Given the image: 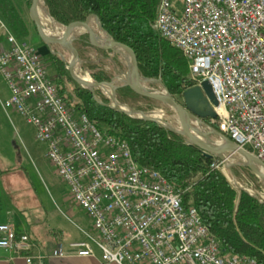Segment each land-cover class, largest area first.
<instances>
[{
    "label": "built area",
    "instance_id": "2783aa9c",
    "mask_svg": "<svg viewBox=\"0 0 264 264\" xmlns=\"http://www.w3.org/2000/svg\"><path fill=\"white\" fill-rule=\"evenodd\" d=\"M159 0L154 28L188 60L193 85L207 80L218 106V131L264 163V0ZM7 47L0 75L13 108L33 126L45 156L67 184L93 234L58 246L55 257L96 256L115 264H259L220 249L194 206L175 186L139 164L128 143L100 130L59 95L38 50L17 39L0 19ZM219 108V110H218ZM212 167L224 168L215 160ZM33 242L0 223V249L30 264ZM43 264L42 257L36 258Z\"/></svg>",
    "mask_w": 264,
    "mask_h": 264
},
{
    "label": "trees",
    "instance_id": "16d2710c",
    "mask_svg": "<svg viewBox=\"0 0 264 264\" xmlns=\"http://www.w3.org/2000/svg\"><path fill=\"white\" fill-rule=\"evenodd\" d=\"M26 2L30 6V0ZM43 2L59 25L97 16L102 28L114 40L132 48L140 75L161 77L173 96L179 98L184 90L192 86L188 60L153 27L159 0ZM0 12L17 39L22 40L28 35L27 25L11 0H0ZM83 37L87 38V35ZM73 45L81 60V71L89 72L97 82L110 81L114 77L112 70L86 55L87 50H94L100 55L111 51L94 49L81 41H74ZM48 56L55 69L54 80L58 93L74 111L86 115L100 130L125 140L139 164L159 171L172 183L181 194L183 206L196 208L202 222L219 241L221 251L248 255L259 264H264V201L243 189L235 188L221 169L212 167L211 163L220 161L219 158L204 155L198 146L187 143L183 135L157 122L133 118L111 108L110 99L101 89H95L93 94L80 87L71 79L67 63L58 54L50 52ZM118 65L125 69L123 64ZM66 81L72 84V88L68 89ZM149 85L155 86L153 83ZM116 97L122 104L143 111L153 110L161 103L138 95L122 85L116 89ZM206 123L218 130L211 119H206ZM238 169L258 181L247 167L238 166ZM238 169L232 167L235 175Z\"/></svg>",
    "mask_w": 264,
    "mask_h": 264
},
{
    "label": "water",
    "instance_id": "95a60500",
    "mask_svg": "<svg viewBox=\"0 0 264 264\" xmlns=\"http://www.w3.org/2000/svg\"><path fill=\"white\" fill-rule=\"evenodd\" d=\"M39 6H41V9ZM40 10L47 17L52 19L54 22L53 24H58L50 16L43 0H30L29 17L35 27L38 37L46 46H60L70 53V59L67 61L66 68L71 79L77 85L88 89L93 94L95 89L105 90L108 98L111 101V108L133 118L157 122L170 131L183 135L187 143L198 146L203 151L204 155L208 157H217L224 161L226 168L230 169V167L234 165L247 167L264 183V163L250 151L238 146L226 135L206 123V119L214 118L216 116V112L214 111L213 107L218 106V101L213 92L212 86L207 80H203L200 85L190 86L182 92L179 98H177V96H173L166 89L161 77L149 78L140 75L137 58L132 48L122 42L114 40L102 28L100 20L97 16L92 15L85 21H75L67 25L58 24L61 26L58 27L62 31L60 34L59 32H55L54 34H46V27L42 21ZM90 18L95 19L99 32H102L107 36V40L105 42H96L92 38L90 33V29L92 27L89 24ZM78 24L87 26V29L85 30L87 32V38L81 37L79 33L73 32L67 34L68 29L71 26ZM74 41H82L94 49L107 50L124 56L128 71L124 79H118L121 84H116L115 78H112L110 81L97 82L94 81L89 75V80H86L84 75L79 74L78 66H80L81 60L78 51L73 45ZM121 50L131 61V66L127 63L126 57L121 52ZM55 53L61 57L62 61H65L61 52L57 51ZM150 83L158 86V89L146 87L147 84ZM119 85L129 87L138 95L162 102L169 108V111H143L129 107L126 104H122L116 97V89ZM164 119H169V121L174 125L168 124V122H166ZM211 136H214L217 138V140H212ZM230 155L235 156V162L228 160ZM238 188L241 189V187Z\"/></svg>",
    "mask_w": 264,
    "mask_h": 264
},
{
    "label": "rangeland",
    "instance_id": "374dc122",
    "mask_svg": "<svg viewBox=\"0 0 264 264\" xmlns=\"http://www.w3.org/2000/svg\"><path fill=\"white\" fill-rule=\"evenodd\" d=\"M176 6L177 12H179L181 9V0L177 2ZM40 15L45 27L52 32H54L55 26L61 27L58 24L50 22L41 10ZM91 25L95 27V32L98 33L99 29L95 23L93 22ZM100 33L101 32H99V34ZM82 34H87V32L84 31ZM25 41L36 49H38L37 47L41 43L35 33L32 38H25ZM54 48L55 49L52 51L61 52L65 59L64 62L67 63L70 59V53L60 46H54ZM49 51L51 52V50ZM48 53H40V55L46 65L47 74L55 83V71L51 65ZM86 55L89 56L92 61L102 64L108 70H112L114 72L113 78H115L116 84H121L118 79H124L126 77L128 70L124 56L113 52L100 55L92 50H87ZM118 63L123 64L125 69H121ZM78 73L90 76L89 72L81 71L80 66H78ZM66 83L68 84V89L72 88L70 82L66 81ZM146 87L158 89L156 85L150 86L147 84ZM102 92L107 96L105 90H102ZM8 95L7 86L0 75V150L3 151L2 153H6L4 154L6 155L4 156L5 158H3L4 160L1 161L0 170L7 169L10 171L6 176L11 178L10 181L13 183L9 188V193H11L15 199V210L32 220H40V226H38V228L41 227L44 230L45 224L48 223L50 218H54L57 221L61 220L60 218H64L60 209L63 212L66 210L63 202L65 201L68 186L61 177H59L55 167L46 158V146L35 138L33 126L28 124L25 118L13 108L4 109L2 107L1 102L6 100ZM153 110L169 111V108L161 102L158 104V107ZM164 120H166L168 124L174 125L169 119ZM211 138L212 140H217L214 136H211ZM228 160L235 162L236 158L234 155H230ZM238 166L240 165L231 166L229 169L226 168L224 164V168H220L235 188L241 187V189L247 191L251 195L257 196L261 201H264V183L259 178L258 181H254L249 177L247 172L238 169ZM232 167H237V175L232 171ZM40 203L46 209V215ZM18 204L20 206H18ZM68 218L70 219V217H67V222H69Z\"/></svg>",
    "mask_w": 264,
    "mask_h": 264
},
{
    "label": "crops",
    "instance_id": "0c3cea01",
    "mask_svg": "<svg viewBox=\"0 0 264 264\" xmlns=\"http://www.w3.org/2000/svg\"><path fill=\"white\" fill-rule=\"evenodd\" d=\"M11 1L15 6L17 12L21 15V17L23 18V20L27 25L29 33L25 38L26 39L32 38L34 33L36 34V32L34 25L29 17V7L27 5L26 0H11ZM0 19L4 21L1 12H0ZM89 22L91 24L94 22L95 25L97 26L94 18H90ZM91 24L90 26L95 31V27H93V25ZM78 33L82 34L84 33V31L83 32L80 31ZM84 35L87 34H82L81 37H83ZM25 38H23L22 40L25 41ZM39 41L41 43L40 45H38L37 50L40 53L46 54L48 53L49 50L53 52L52 50L55 49L54 46L48 47L45 44H43L40 38ZM3 47H7V42L4 33L0 31V48ZM51 65L54 68L52 61H51ZM2 152L3 151L0 150V165H1V161L4 160L3 158H5L4 156H6L4 155L6 153H2ZM9 172L10 171L7 169L0 170V223H10L13 225L17 233L28 234L30 240L33 242V248L31 253L35 257L33 262L30 264H38L36 260L37 257H42L43 264H115V263H108L101 261L98 250H96L95 257L68 255L59 258L53 256L52 253L56 248H58V246H61L65 250H68L67 248L69 242L84 240L87 238L88 235L93 234V229L91 226L90 219L87 217L85 212L75 204L67 188L65 201L63 202L66 210L65 212H63L60 209V211L62 212L61 214L63 215L64 218H60L61 220L58 221L55 220L54 218H50L48 220V223L45 224L44 230L41 227L38 228V226H40L39 225L40 220L38 219L32 220L31 218L25 217V215H22V213H19L15 210V206H14L15 199L13 198L12 194L9 193V188L11 185H13V183L10 181L11 178H8L6 176ZM18 206L20 205L18 204ZM40 206H42L41 203ZM43 212L46 215V209L44 207H43ZM67 217H70V219L68 218L69 222H67L66 220ZM0 264H28V263L25 262L22 256L17 255L15 252L11 250L0 249Z\"/></svg>",
    "mask_w": 264,
    "mask_h": 264
},
{
    "label": "bare ground",
    "instance_id": "6f19581e",
    "mask_svg": "<svg viewBox=\"0 0 264 264\" xmlns=\"http://www.w3.org/2000/svg\"><path fill=\"white\" fill-rule=\"evenodd\" d=\"M39 8L41 9V6H39ZM48 18V20L50 21V22H52V23H54L53 21H52V19H50L49 17H47ZM87 29V26L86 25H83V24H78V25H73V26H71L69 29H68V32H67V34H70V33H78V32H80V31H85ZM56 30V31H55ZM55 30H54V32H52L50 29H47V28H45V33L46 34H54L55 32H59V34L62 32L61 30H60V28H58L57 26L55 27ZM90 33H91V36H92V38L96 41V42H105L106 40H107V36L104 34V33H100L99 34V32L98 33H96L94 30H93V28H91L90 29ZM121 52L123 53V51L121 50ZM124 55H125V57H126V60H127V63L131 66V61L128 59V57H127V55L125 54V53H123ZM84 78L86 79V80H89V77H88V75H84ZM218 110H219V108H218Z\"/></svg>",
    "mask_w": 264,
    "mask_h": 264
}]
</instances>
